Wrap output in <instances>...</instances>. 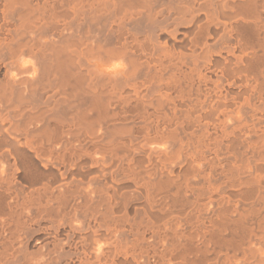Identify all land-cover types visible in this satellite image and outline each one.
Returning <instances> with one entry per match:
<instances>
[{
    "label": "bare ground",
    "instance_id": "1",
    "mask_svg": "<svg viewBox=\"0 0 264 264\" xmlns=\"http://www.w3.org/2000/svg\"><path fill=\"white\" fill-rule=\"evenodd\" d=\"M0 264H264V0H0Z\"/></svg>",
    "mask_w": 264,
    "mask_h": 264
},
{
    "label": "clouds",
    "instance_id": "2",
    "mask_svg": "<svg viewBox=\"0 0 264 264\" xmlns=\"http://www.w3.org/2000/svg\"><path fill=\"white\" fill-rule=\"evenodd\" d=\"M24 63H30V61L25 60ZM113 67H114V68H122L123 65H122V64H119V65H114ZM111 70H112V69H109V71H111Z\"/></svg>",
    "mask_w": 264,
    "mask_h": 264
},
{
    "label": "rangeland",
    "instance_id": "3",
    "mask_svg": "<svg viewBox=\"0 0 264 264\" xmlns=\"http://www.w3.org/2000/svg\"><path fill=\"white\" fill-rule=\"evenodd\" d=\"M159 8H161V6H159L157 10H159Z\"/></svg>",
    "mask_w": 264,
    "mask_h": 264
}]
</instances>
